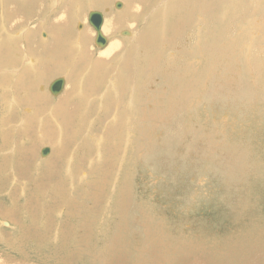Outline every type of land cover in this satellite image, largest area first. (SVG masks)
Segmentation results:
<instances>
[{
  "label": "rangeland",
  "instance_id": "1",
  "mask_svg": "<svg viewBox=\"0 0 264 264\" xmlns=\"http://www.w3.org/2000/svg\"><path fill=\"white\" fill-rule=\"evenodd\" d=\"M40 1L0 0V264H264V0Z\"/></svg>",
  "mask_w": 264,
  "mask_h": 264
},
{
  "label": "bare ground",
  "instance_id": "2",
  "mask_svg": "<svg viewBox=\"0 0 264 264\" xmlns=\"http://www.w3.org/2000/svg\"><path fill=\"white\" fill-rule=\"evenodd\" d=\"M63 1V0H62ZM71 1H73V0H65V8H67L68 7V9L70 8H73V6H74V4H72V2ZM96 1V0H95ZM98 1V0H97ZM91 2L93 3L94 2V0H91ZM102 2V0H100V3ZM59 3V2H58ZM106 3V2H105ZM38 4L39 5H42V3H41V1L40 0H38ZM107 4V3H106ZM101 5V4H100ZM103 5H105L104 3H103ZM97 6V5H96ZM99 6V5H98ZM122 6H123V3H122ZM61 7V6H60ZM66 12V11H65ZM65 12H64V14L62 13V15H61V22L59 23V24H56L55 26H54V28L55 29H57V31H58V34H59V32H60V34H63L65 37H67V39L69 38L68 36H69V34H71V32L69 33V28H66L65 29V25L66 24H68L69 23V20H68V18H67V16L65 15ZM68 12H70V10L68 11ZM78 13H80L79 11H78ZM131 13V11H127V14H130ZM120 14H117V17L119 16ZM63 16H64V18H63ZM75 16H76V14H75ZM126 16V13H124V14H122V15H120V17H119V19H123L124 17ZM80 17V16H79ZM113 17V16H112ZM104 18V17H103ZM104 20V19H103ZM71 22V21H70ZM103 23H104V21H103ZM117 25H118V23H116L115 25H114V28L113 29H115L116 27H117ZM122 25V24H121ZM63 26H64V28H63ZM116 30V29H115ZM56 31V30H55ZM80 35V34H79ZM80 37V36H79ZM114 44H117V43H114ZM117 46H118V44L117 45H115V46H112L111 47V50L112 49H114V48H117ZM104 47V46H103ZM58 54V53H57ZM59 55V54H58ZM60 58H61V56H60ZM60 61H61V59H59ZM63 62V61H62ZM60 66L61 65H59V68H60ZM74 66H75V64H74ZM50 69V71H55L56 69H52V68H49ZM80 69V68H79ZM40 74L42 73V71H40L39 72ZM39 73H38V77L40 78V75H39ZM30 74H32L33 75V73L31 72ZM30 76L31 75H29V74H25V72H24V74H23V76H21V77H18L17 79H19L18 81H20V82H22L23 84L21 85V86H19L18 88H17V90H16V94L17 95H19V94H22L23 96L21 97V99H20V102H22L23 101V98L27 95V97L31 100V98H33V96H32V91H33V89H31V82H30ZM34 76V75H33ZM15 77H17V76H15ZM43 77V76H42ZM9 78H6V80H8ZM29 82H30V84H29ZM34 82V81H33ZM39 82V81H38ZM6 84V83H5ZM23 87V88H22ZM5 94V93H4ZM3 94V95H4ZM38 98V97H37ZM18 100V99H17ZM39 100V99H38ZM36 101L37 100H35V102H34V99H32V103L33 104H35L36 103ZM61 101H62V99L59 101L60 103H61ZM16 101H14V102H11V104H14ZM38 105V104H37ZM40 105V104H39ZM11 108V107H10ZM39 108V107H38ZM43 108V107H42ZM50 109H52V108H50ZM57 109V108H56ZM63 109V108H62ZM40 110H41V108H40ZM52 111H53V114L54 115H56V117H58V113H57V111L55 110V109H52ZM45 112V111H44ZM61 113V112H60ZM71 113V112H70ZM60 115V114H59ZM54 117V116H53ZM20 119V118H19ZM31 120V119H30ZM30 120H26V119H24V121H25V123L27 122V121H30ZM24 121L22 122V123H24ZM20 134V133H19ZM54 135V134H53ZM21 136H22V134H21ZM51 136H52V134H51ZM49 137V136H48ZM54 139V138H53ZM26 150V149H25ZM30 150V149H29ZM30 152H32V151H30ZM27 153V152H26ZM44 186V185H43ZM5 263H6V261H5ZM16 264H19V263H16Z\"/></svg>",
  "mask_w": 264,
  "mask_h": 264
},
{
  "label": "water",
  "instance_id": "3",
  "mask_svg": "<svg viewBox=\"0 0 264 264\" xmlns=\"http://www.w3.org/2000/svg\"><path fill=\"white\" fill-rule=\"evenodd\" d=\"M115 6L117 8H120L122 6V2L119 0L115 1ZM103 17H104V13L101 10L92 9L88 11V22L96 32L94 43L99 48H103V46L105 47L109 42V37L105 35L102 29L103 21H104ZM123 32L126 34L129 33V31L127 30H124ZM65 84H66V79L64 76L57 77L55 78L54 81H51V83L49 84V90L54 96H56L64 89ZM49 153H50V147L45 146L42 148L41 156H46Z\"/></svg>",
  "mask_w": 264,
  "mask_h": 264
},
{
  "label": "crops",
  "instance_id": "4",
  "mask_svg": "<svg viewBox=\"0 0 264 264\" xmlns=\"http://www.w3.org/2000/svg\"><path fill=\"white\" fill-rule=\"evenodd\" d=\"M22 1V4H23V6H27V8H28V10H25V9H23V8H17V9H15L16 10V12L18 13V12H21V16L20 17H18L17 16V14H12V17H13V22L11 23V25H10V22L9 21H7V24L8 25H10V28H12L14 25H17L18 23H21L22 21H29V19L27 18V14L28 13H38V9L42 6V5H39L38 4V0H21ZM9 4V3H8ZM17 4H20V3H17ZM10 5V4H9ZM9 5H6V7H10ZM58 16L59 17H61V12L60 13H58ZM64 17V16H63ZM68 18V17H67ZM68 20H69V23L68 24H66L65 25V29L66 28H69V26H70V24H71V22H70V19L68 18ZM49 22H51V23H48V24H51L50 25V28L53 30V28H54V26L56 25V24H59L60 22H61V18H60V20H55V19H49ZM80 23V22H79ZM2 27H5V29H7V26H2ZM63 28H64V26H63ZM56 36H61V34H55ZM23 36H24V33H23ZM69 37V36H68ZM2 38V37H1ZM65 39H67V37H65ZM65 42V41H64ZM63 42V43H64ZM1 47V46H0ZM8 49H10V48H8ZM54 49H60L61 50V48L59 47V46H56V47H54ZM53 49V50H54ZM2 50V49H1ZM7 50V49H6ZM6 50H3V51H6ZM108 54H106V52L105 53H102L101 54V56L100 57H102V59H104V58H106L108 55H110L111 53H113L112 52V50L111 49H109L108 51ZM1 53H5V52H1ZM79 53V52H78ZM77 53V54H78ZM4 58H5V56H0V66L1 65H3L4 64ZM15 57H13L11 60L9 59V62H10V64L12 65V67H14L15 65H16V63H15ZM44 67H45V65H44ZM49 66H47V67H45V69H47V71H48V68ZM6 70H11V68L9 67V66H7L6 67ZM26 70V69H25ZM24 70V71H25ZM43 72V71H42ZM10 73V72H9ZM23 74L24 73H20V76L19 77H21V76H23ZM25 74H27V73H25ZM15 76H17V71H15ZM48 90H49V86H48ZM50 91V90H49ZM52 94V93H51ZM53 95V94H52ZM16 102H19L18 100H15ZM32 102V101H31ZM20 103V102H19ZM43 147H45V146H43ZM42 147V148H43ZM42 148H41V150H42ZM41 150H40V154H41ZM50 151H51V147H50Z\"/></svg>",
  "mask_w": 264,
  "mask_h": 264
}]
</instances>
